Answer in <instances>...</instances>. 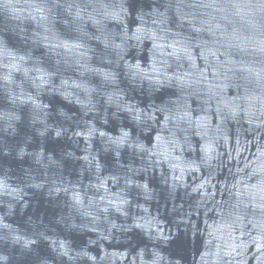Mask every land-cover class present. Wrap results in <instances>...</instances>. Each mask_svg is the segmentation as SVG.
Instances as JSON below:
<instances>
[{
    "label": "water",
    "instance_id": "obj_1",
    "mask_svg": "<svg viewBox=\"0 0 264 264\" xmlns=\"http://www.w3.org/2000/svg\"><path fill=\"white\" fill-rule=\"evenodd\" d=\"M0 264H264V0H0Z\"/></svg>",
    "mask_w": 264,
    "mask_h": 264
}]
</instances>
